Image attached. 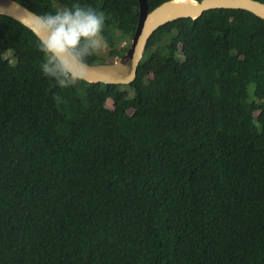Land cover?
Returning a JSON list of instances; mask_svg holds the SVG:
<instances>
[{
	"label": "trees",
	"instance_id": "obj_1",
	"mask_svg": "<svg viewBox=\"0 0 264 264\" xmlns=\"http://www.w3.org/2000/svg\"><path fill=\"white\" fill-rule=\"evenodd\" d=\"M15 1L103 11L108 61L88 64L138 20L137 0ZM42 60L0 15V264H264V20L167 22L129 85L60 88Z\"/></svg>",
	"mask_w": 264,
	"mask_h": 264
},
{
	"label": "clouds",
	"instance_id": "obj_2",
	"mask_svg": "<svg viewBox=\"0 0 264 264\" xmlns=\"http://www.w3.org/2000/svg\"><path fill=\"white\" fill-rule=\"evenodd\" d=\"M28 18V26L37 35L43 54L42 75L60 88L85 80L88 58L107 46L103 35L105 13L74 2L54 13L28 12Z\"/></svg>",
	"mask_w": 264,
	"mask_h": 264
},
{
	"label": "water",
	"instance_id": "obj_3",
	"mask_svg": "<svg viewBox=\"0 0 264 264\" xmlns=\"http://www.w3.org/2000/svg\"><path fill=\"white\" fill-rule=\"evenodd\" d=\"M137 1L138 20L127 50L113 62L89 64L84 81L121 85L132 83L151 34L172 20L196 19L203 12L216 8L243 9L264 20V2L258 0H166L150 11L146 0ZM28 12L32 11L15 0H0V15L16 20L32 32L28 26Z\"/></svg>",
	"mask_w": 264,
	"mask_h": 264
},
{
	"label": "rangeland",
	"instance_id": "obj_4",
	"mask_svg": "<svg viewBox=\"0 0 264 264\" xmlns=\"http://www.w3.org/2000/svg\"><path fill=\"white\" fill-rule=\"evenodd\" d=\"M121 45H123V44H125V43H130V40L128 41V40H126V38L124 39V38H122V40H121ZM106 47L105 48H103L100 52H98L96 55L100 58V59H104L105 61H108V59H107V55H106ZM116 59V58H115ZM114 59V60H115ZM106 106H108V107H112V103H111V101H107L106 102Z\"/></svg>",
	"mask_w": 264,
	"mask_h": 264
}]
</instances>
